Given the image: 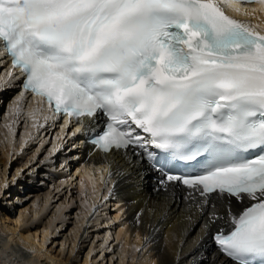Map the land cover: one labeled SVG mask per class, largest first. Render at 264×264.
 Segmentation results:
<instances>
[{"label": "snow or ice", "instance_id": "1", "mask_svg": "<svg viewBox=\"0 0 264 264\" xmlns=\"http://www.w3.org/2000/svg\"><path fill=\"white\" fill-rule=\"evenodd\" d=\"M258 13L264 0H0L5 84L22 77L12 114L27 91L33 127L84 136L108 198L117 177L154 180L167 218L180 191L190 264H264V29L236 18Z\"/></svg>", "mask_w": 264, "mask_h": 264}, {"label": "bare ground", "instance_id": "2", "mask_svg": "<svg viewBox=\"0 0 264 264\" xmlns=\"http://www.w3.org/2000/svg\"><path fill=\"white\" fill-rule=\"evenodd\" d=\"M255 6L256 5H248L249 8ZM258 15L260 16L259 20L243 16L237 17L244 18L253 24H260L261 28L264 29V14L258 13ZM1 66L3 65L1 64ZM5 66L7 71L10 65L6 64ZM6 71L0 76V89H4L8 85L14 86V84H17L15 86L18 87L17 80L11 81L7 85L5 84V81L9 79ZM19 93H17L16 96H18ZM24 95L27 97L26 94ZM16 96L14 95V97ZM13 98L8 105L9 113H7L9 115L12 114L14 110V105L12 103ZM28 100L30 106L28 104V109L26 111L30 113L33 109L38 107L37 102L39 99L28 98ZM43 115L51 116L52 113L50 110L45 109ZM41 123L43 124V119H41ZM63 123L64 121L62 119H57L56 122L51 125L58 130V135L54 141L56 146L53 148V151L57 152L62 146L59 141L65 140L71 143V145L76 144L77 147L81 149L79 152L75 153L72 161H69L70 157L63 158V162H65L68 169H70V173L68 171L62 176L69 177L67 180L68 182H73L78 178V187H81L80 181L81 179L83 180V184L87 186L91 198V208L93 204H99L101 202L102 205L99 204V207H106L105 209H107L108 214H110L108 220H111L110 226L113 229V235L115 239L120 242V248L118 249L120 264H126V261H128V264H133L134 262L135 264H177L178 254L180 264H190L191 257L188 254H196L191 246V242L196 236V231H192L187 237L183 235L184 223L182 222L179 209L184 207V203L180 198V191L177 193L178 204L172 206V211L167 218H164L158 204L160 197L164 194L151 190V185L155 183L154 180L141 184L136 178L121 180L117 177L116 179L119 182L111 193V198H108L110 194L103 190V185L99 182V166L104 162L102 160V154L98 151H94L90 145L82 147L84 136H72L70 134L72 129L69 127H65L62 131L61 124ZM47 127L48 126L44 128L33 127V121L31 119V122L24 126L23 130H21V134L18 135L16 139L18 141L16 152L19 153V151H21L23 147L29 145L31 141L34 142L33 140L37 139L39 134H43L42 131H45ZM12 134L13 132L9 129L0 131V137L6 135L8 138ZM30 135L35 138L29 142ZM9 157L10 159L13 158L12 156ZM10 159L5 161L7 164L5 163L4 167L0 166V193L4 192L5 181L9 183L7 193H4L6 196L10 195V189H13L17 181L19 182L20 173L28 165L27 163H23L21 167L16 166L15 172L9 174L10 166L8 165L10 164L8 163H11L9 162ZM0 164H3V161L2 163L0 162ZM93 165H95V167H92ZM33 169L36 168L33 167ZM90 174L96 178L95 191L93 190L92 182L89 180ZM9 175H11V177H9ZM67 181L62 178L59 184L62 183L63 185V183ZM137 184L140 186L137 187ZM51 195L52 193H47L44 197V202H41V204H38L37 199H35L33 203L23 206L24 208L22 207L13 218H10L6 213L0 211V264H89V256L95 250L93 247H91L80 263L70 257L77 246L79 238L81 240L83 234L87 231V227H83V225L88 214L82 216L79 221L69 229L68 233H63L61 235L63 239L58 242V245L61 246L59 250L60 253L65 250L69 242V255L66 258L59 259L57 256L53 255L50 250L45 249L49 240L52 239V243L55 242V238L59 236V233L63 232L62 228L60 229V226L56 225V220L63 215L62 208L58 215L55 214L48 220L38 217L47 209L51 200ZM102 197H104V199H102ZM234 207L238 209L240 206L234 203ZM149 208H154L155 210L149 212ZM140 209H144L145 211L142 214L140 222L137 223L136 214ZM97 210H95V212ZM91 217H93V214L89 219H91ZM36 220H38V223ZM96 220V217L92 218V221ZM117 220L118 224L116 223ZM38 224H41V226ZM138 236L139 239L137 238ZM145 237L149 238L147 243ZM108 239H110L109 236L106 237V240ZM182 241L183 251H181ZM142 245L145 247L143 251H140ZM205 246L215 250V245L212 244L211 239L206 241Z\"/></svg>", "mask_w": 264, "mask_h": 264}, {"label": "rangeland", "instance_id": "3", "mask_svg": "<svg viewBox=\"0 0 264 264\" xmlns=\"http://www.w3.org/2000/svg\"><path fill=\"white\" fill-rule=\"evenodd\" d=\"M6 69V66L4 67L0 64V76L5 73L4 71ZM15 85L17 84H14V86H6L7 91H0V131L8 129L6 125L16 120L15 132L8 138L6 135L0 137V162L2 163L3 161V164H0V166L4 167L5 161L10 159L9 156L13 157L9 161L11 163H8L10 164L8 165L10 166L9 174L15 172L16 166L21 167L23 163H27L28 165L23 169L24 175L22 178L19 177V182L17 181L13 189H10V195H4L6 198L0 202V211H3L7 216L13 218L23 206L33 203L35 199H37L38 204H41L45 200V195L52 193L47 209L38 217L48 220L51 216L58 215L62 208L63 215L56 220V225L60 226L63 232L59 233V236L55 238V242L57 243H52L51 239L45 246V249L50 250L59 259L66 258L69 255V242L65 250L60 253L61 246L58 245V242L63 239L61 235L68 233L69 229L82 216L88 214L83 225V227H87V231L83 234L81 240L79 238L77 246L70 256L71 259H75L79 263L82 262L87 252L93 247L95 250L89 256V264H120V257H118L120 242L113 235V229L110 226L111 220H108L110 214L105 209L106 207H99L93 217L89 219L93 214L94 204L91 208V198L87 186L84 185V189H82L78 187V178L73 182H68L69 177L62 176L70 170L66 163L63 162V158L70 157L69 161H72L75 153L80 151V147H77L76 144L71 145V143L66 142L67 140L59 141L62 146L57 152H54L53 148L56 146L54 141L58 135V130L52 126H48L46 128L47 131L46 129L42 131L43 134H39V136L37 134L38 138L33 140L34 142L31 141L19 153L16 152L18 142L16 139L21 134L24 126L31 122V115H29L31 112L26 111L28 109V103H25L18 117L13 114H8L10 100L20 92L19 86L17 87ZM33 167L36 169H33ZM62 178L67 181L63 185L62 183L59 184ZM99 204L102 205V202ZM94 216L97 218L96 221H92V218H95ZM36 221L38 223V220ZM116 223L118 224V220ZM38 225L41 226V224ZM108 236L110 239L106 240ZM127 262L126 264H128Z\"/></svg>", "mask_w": 264, "mask_h": 264}]
</instances>
